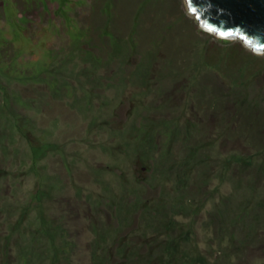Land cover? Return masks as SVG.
Returning <instances> with one entry per match:
<instances>
[{"label": "rangeland", "instance_id": "1", "mask_svg": "<svg viewBox=\"0 0 264 264\" xmlns=\"http://www.w3.org/2000/svg\"><path fill=\"white\" fill-rule=\"evenodd\" d=\"M101 1L0 0V264H264L259 173L228 164H264V143L226 142L207 112L236 89L264 101V51L202 29L186 0L191 42L178 20L141 26L140 0L89 30Z\"/></svg>", "mask_w": 264, "mask_h": 264}, {"label": "trees", "instance_id": "2", "mask_svg": "<svg viewBox=\"0 0 264 264\" xmlns=\"http://www.w3.org/2000/svg\"><path fill=\"white\" fill-rule=\"evenodd\" d=\"M107 2L111 4V6L110 5L109 6L112 12H104L107 14L110 13L109 15L104 16V19L101 18L99 15H96V14L94 15L95 12H90V23L86 26L88 27L89 30L90 29L92 30L93 29L92 27L94 25H97L100 23H104L106 25L108 24V22L114 23L115 16L121 15V12H119L117 8L118 7L117 0H103L100 3H96V5H102L103 3L107 4ZM149 3H150L149 0H140V1H137L136 4L133 6L134 11H135V12H132L133 17H135L136 20H138V18L139 20L143 18V22L141 26H145L147 24V22L149 21L147 18H149L150 20L155 19V18L157 20H165L167 23L172 22L173 19L174 21L178 20L181 23L180 26L183 31L180 35L182 36L188 35V39H189L188 42H191L190 35L186 33L184 22L180 18L184 16L183 14H179L180 12L176 10L177 8L176 0H170L168 2L170 3V5L168 4L169 6H166V8L175 7L174 9L177 11L174 13L171 12L170 14H168L169 12H160V9H161L160 6L157 8L159 10L158 12H151L150 10L152 6L147 8V4ZM124 5H125V8L128 9L126 3ZM109 6L107 7L109 8ZM133 8L131 6L132 11H133ZM145 9L147 12H142ZM164 14H167L166 17ZM93 15L95 16L94 18H92ZM168 16H170V18H167ZM128 21L129 20L120 24L124 27L123 30L126 29L125 28L126 26H131L132 21L130 22ZM182 39L183 38H178L177 41L182 42ZM4 41L5 42H1V43H3V45L8 47L7 49H10L11 48L10 45L13 42L11 43L7 40H4ZM263 59H264V56H263ZM249 74L253 75L251 72ZM253 76H256V75H253ZM219 91L223 92L225 91V89L221 87ZM248 91L247 93L245 92L240 93L239 90L237 89L235 90L233 97H234V102L237 103V105H235V108H233V110L232 108H229L228 106H226L225 105L226 103H225V104H220L216 106L214 110L207 109V112L214 116L216 115L218 124L225 129L226 142H230L231 140L235 141V140H239V138L240 139L242 138L247 142L248 146L252 147L253 150L254 149L257 150L259 146L264 143V103H263L264 101L262 102L261 99L259 98L251 97ZM229 118L231 119V121ZM226 133L228 134L227 136H226ZM211 149H212V152H214V147H212ZM257 155H261V154H257ZM245 156L246 155H240L239 153L234 152V155L233 154L231 155L232 159L231 160L228 159V164L232 163V170H231L232 174L231 175H232L233 180H238L239 182H242L241 179L243 175H246V174L250 175L251 172L256 171L254 172L255 176L258 175L257 173H259L260 178L258 179L257 185L253 184V185H250V187H253V188L255 187L257 189L264 188V175H261L262 167L264 166V164L256 162L257 163L256 165L250 167V165L248 164L249 162H247L246 159H244ZM254 174L252 173L251 175H254ZM255 183H256V180H255ZM236 217L240 218L241 215L239 214ZM241 233H242L241 229H238L237 234L239 235Z\"/></svg>", "mask_w": 264, "mask_h": 264}, {"label": "water", "instance_id": "3", "mask_svg": "<svg viewBox=\"0 0 264 264\" xmlns=\"http://www.w3.org/2000/svg\"><path fill=\"white\" fill-rule=\"evenodd\" d=\"M202 29L264 51V0H186Z\"/></svg>", "mask_w": 264, "mask_h": 264}, {"label": "flooded vegetation", "instance_id": "4", "mask_svg": "<svg viewBox=\"0 0 264 264\" xmlns=\"http://www.w3.org/2000/svg\"><path fill=\"white\" fill-rule=\"evenodd\" d=\"M6 40V39H5Z\"/></svg>", "mask_w": 264, "mask_h": 264}]
</instances>
